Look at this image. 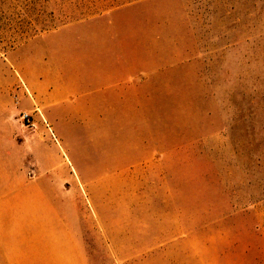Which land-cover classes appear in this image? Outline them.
<instances>
[{"label":"rangeland","instance_id":"obj_1","mask_svg":"<svg viewBox=\"0 0 264 264\" xmlns=\"http://www.w3.org/2000/svg\"><path fill=\"white\" fill-rule=\"evenodd\" d=\"M28 93L91 264H264V0H0Z\"/></svg>","mask_w":264,"mask_h":264},{"label":"crops","instance_id":"obj_2","mask_svg":"<svg viewBox=\"0 0 264 264\" xmlns=\"http://www.w3.org/2000/svg\"><path fill=\"white\" fill-rule=\"evenodd\" d=\"M115 80L109 74L105 89ZM24 96L19 107L0 100V264H91L87 214L58 197L64 182L17 118L30 105Z\"/></svg>","mask_w":264,"mask_h":264},{"label":"built area","instance_id":"obj_3","mask_svg":"<svg viewBox=\"0 0 264 264\" xmlns=\"http://www.w3.org/2000/svg\"><path fill=\"white\" fill-rule=\"evenodd\" d=\"M21 119L30 127L35 128L36 124L31 114L24 113L21 115Z\"/></svg>","mask_w":264,"mask_h":264}]
</instances>
